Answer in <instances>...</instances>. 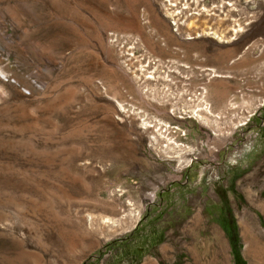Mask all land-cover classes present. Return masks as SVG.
I'll list each match as a JSON object with an SVG mask.
<instances>
[{
  "label": "rangeland",
  "instance_id": "rangeland-1",
  "mask_svg": "<svg viewBox=\"0 0 264 264\" xmlns=\"http://www.w3.org/2000/svg\"><path fill=\"white\" fill-rule=\"evenodd\" d=\"M260 235L264 0H0V264H252Z\"/></svg>",
  "mask_w": 264,
  "mask_h": 264
},
{
  "label": "bare ground",
  "instance_id": "bare-ground-1",
  "mask_svg": "<svg viewBox=\"0 0 264 264\" xmlns=\"http://www.w3.org/2000/svg\"><path fill=\"white\" fill-rule=\"evenodd\" d=\"M178 27V26H177ZM217 35V34H216ZM220 37V36H219ZM223 38V37H222ZM220 39V38H219ZM211 75L213 76V75H220L219 73H217V71H213L212 73H211ZM146 78H154V76H152V75H148ZM166 78L167 79H169V74H167L166 75ZM169 80H172L171 78L169 79ZM205 92H206V90H205ZM203 102L205 103H203V104H200V105H198V106H196L194 109H193V111H192V117H195L196 119H198V120H203V121H205L206 122V120H205V118H203V116H202V114H203V111L204 112H206V113H209V114H213V110H212V106H211V104L209 103V102H206V100H205V98H204V100H203ZM123 110V109H122ZM217 115V117H219V115L218 114H216ZM207 119V118H206ZM144 121V126H150V124H148V121L147 120H143ZM159 125L160 126H158L157 127V129H160V130H162L161 128H162V125L163 126H165V128H166V131L167 130H169V128H171V125L170 124H168L167 122H165V121H162V120H159ZM165 130L163 129V132H164ZM163 137V136H162ZM172 138V137H171ZM171 138H168L167 137V139L170 141V139ZM166 139V138H165ZM166 139V140H167ZM173 140V139H172ZM170 143H172V144H174V145H177L176 144V142H169L168 144H170ZM171 144V145H172ZM174 145H172V146H174ZM172 146H169L168 145V149L169 150H172L173 149V147ZM166 153H169L168 152V150H166ZM185 153V152H184ZM178 158H179V161L181 162H183V153H181V152H178ZM184 161H186V165H190V164H192V162H193V159H187V160H184ZM245 229H246V231H248V232H250V229H251V226H248V225H246V227H245ZM223 243V242H222ZM225 245V244H224ZM221 248H222V244H221ZM223 248H225V247H223ZM248 252H249V255H250V258H251V260H252V264H264V238H263V236H261L260 235V239H258V240H252V241H250V243H249V247H248ZM224 253V252H223ZM224 255H225V253H224ZM226 256V255H225ZM224 256V257H225ZM227 257V256H226ZM225 260H226V258H225ZM225 260H224V258H223V261H222V264H225Z\"/></svg>",
  "mask_w": 264,
  "mask_h": 264
}]
</instances>
